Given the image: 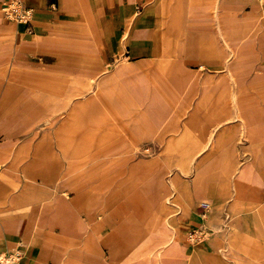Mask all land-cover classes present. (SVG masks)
<instances>
[{
  "label": "rangeland",
  "instance_id": "374dc122",
  "mask_svg": "<svg viewBox=\"0 0 264 264\" xmlns=\"http://www.w3.org/2000/svg\"><path fill=\"white\" fill-rule=\"evenodd\" d=\"M262 7L253 0L234 28L221 29L219 66L172 81L168 70L135 66L139 80L106 86L99 80L112 70L89 69L99 62L92 30L37 53L41 38L27 30L30 40L16 43L0 10V237L28 229L50 264H150L148 249L166 264H264V219L248 218L264 203ZM216 122L219 143L204 145L202 131ZM206 161L220 186L213 205L194 189ZM173 177L188 189L187 211L159 206ZM20 192L31 200L7 206V193ZM166 217L183 223L173 239L159 230Z\"/></svg>",
  "mask_w": 264,
  "mask_h": 264
},
{
  "label": "crops",
  "instance_id": "0c3cea01",
  "mask_svg": "<svg viewBox=\"0 0 264 264\" xmlns=\"http://www.w3.org/2000/svg\"><path fill=\"white\" fill-rule=\"evenodd\" d=\"M252 3L253 0H26V4L33 10L29 27L10 22L16 29V43L21 39L30 40L25 32L29 30L33 40L41 38L39 42L42 44L37 43L35 52L42 54L51 52L43 47L46 41L62 36L75 39L81 37L82 31L92 30L96 38L99 62L96 67L89 69L109 67L112 70L99 80V85L101 83L106 86L116 82L118 76L122 80H139L140 74L134 68L141 65L148 69L168 70L165 76L172 81L182 80L189 69L219 66L220 55L225 52L219 37L221 29L234 28V23L240 20L246 6ZM262 8L264 13V7ZM220 23L228 25L221 26ZM261 43L264 44V33ZM122 57L128 59V63L132 65L117 62ZM258 66H264V62H258ZM129 68H132L131 73L127 72ZM132 92H135V87H132ZM130 106L129 102L122 105L125 109ZM218 123L211 124L209 131H202L204 145L215 147L219 143L221 131L217 130ZM125 124L134 128L136 122L129 120ZM231 127L227 126L228 130ZM211 155L212 152L207 151L202 158L206 160ZM6 156L7 148L0 150V158ZM204 165L196 173L194 189L195 192L202 191L210 195L204 204L213 205L218 200L220 186L211 171L210 162L206 161ZM223 165V171L230 170L229 161H225ZM76 192L74 204L77 209H81L83 195L78 190ZM31 196L27 192L14 196L7 193V206L29 202ZM188 199L186 185L173 177L166 184L165 195L159 201V206L161 209L187 211ZM251 217L264 219V203L258 207L256 213L248 216ZM161 224L160 232L164 235L172 232V239L183 225L178 217L174 220L166 217ZM91 240L93 242L91 235L85 238L86 242ZM18 241H22L24 245V256L20 264H50L52 253L45 243L32 237L26 228L7 227V232L0 237V252L12 249ZM102 242L111 245V237L106 235ZM173 247L175 245L167 249ZM159 251L146 250L147 257L150 258L146 263L166 264V260H159L157 257Z\"/></svg>",
  "mask_w": 264,
  "mask_h": 264
},
{
  "label": "built area",
  "instance_id": "2783aa9c",
  "mask_svg": "<svg viewBox=\"0 0 264 264\" xmlns=\"http://www.w3.org/2000/svg\"><path fill=\"white\" fill-rule=\"evenodd\" d=\"M0 10L8 21L29 27L33 10L26 0H0ZM23 247V242L18 241L12 249L0 252V264H20L24 256Z\"/></svg>",
  "mask_w": 264,
  "mask_h": 264
},
{
  "label": "bare ground",
  "instance_id": "6f19581e",
  "mask_svg": "<svg viewBox=\"0 0 264 264\" xmlns=\"http://www.w3.org/2000/svg\"><path fill=\"white\" fill-rule=\"evenodd\" d=\"M21 25H23L22 23H20Z\"/></svg>",
  "mask_w": 264,
  "mask_h": 264
}]
</instances>
